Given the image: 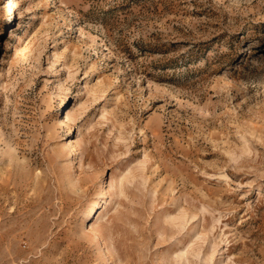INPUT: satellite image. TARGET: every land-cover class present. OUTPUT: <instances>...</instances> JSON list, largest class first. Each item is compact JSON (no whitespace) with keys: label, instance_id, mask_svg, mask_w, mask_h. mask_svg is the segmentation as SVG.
Returning a JSON list of instances; mask_svg holds the SVG:
<instances>
[{"label":"rangeland","instance_id":"obj_1","mask_svg":"<svg viewBox=\"0 0 264 264\" xmlns=\"http://www.w3.org/2000/svg\"><path fill=\"white\" fill-rule=\"evenodd\" d=\"M47 1L0 0V264H264V0Z\"/></svg>","mask_w":264,"mask_h":264},{"label":"bare ground","instance_id":"obj_2","mask_svg":"<svg viewBox=\"0 0 264 264\" xmlns=\"http://www.w3.org/2000/svg\"><path fill=\"white\" fill-rule=\"evenodd\" d=\"M51 3L50 0L47 1V4ZM99 205H92L91 209H90V216H94L95 212V208L98 207Z\"/></svg>","mask_w":264,"mask_h":264}]
</instances>
